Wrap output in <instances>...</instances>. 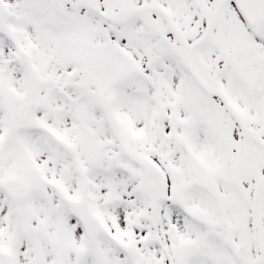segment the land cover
<instances>
[{
	"label": "snow or ice",
	"instance_id": "obj_1",
	"mask_svg": "<svg viewBox=\"0 0 264 264\" xmlns=\"http://www.w3.org/2000/svg\"><path fill=\"white\" fill-rule=\"evenodd\" d=\"M0 264H264V0H0Z\"/></svg>",
	"mask_w": 264,
	"mask_h": 264
}]
</instances>
